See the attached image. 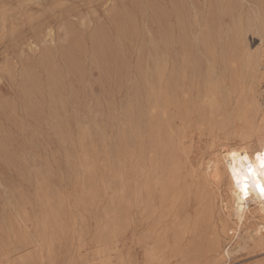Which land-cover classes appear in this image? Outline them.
<instances>
[{
	"label": "rangeland",
	"instance_id": "rangeland-1",
	"mask_svg": "<svg viewBox=\"0 0 264 264\" xmlns=\"http://www.w3.org/2000/svg\"><path fill=\"white\" fill-rule=\"evenodd\" d=\"M193 1L202 26L222 19L229 30L237 22V7L223 15L211 0ZM176 7V0H0V264H145L144 234L157 223L130 206L132 115L150 112L164 16L174 32ZM248 13L246 5L243 21ZM242 45L256 51L261 37L250 29ZM187 48L172 41V59L192 55ZM192 131L194 154H208L214 131L196 124ZM255 229L225 236L230 255L200 264H263L264 237L261 249L248 238L262 237Z\"/></svg>",
	"mask_w": 264,
	"mask_h": 264
},
{
	"label": "bare ground",
	"instance_id": "bare-ground-1",
	"mask_svg": "<svg viewBox=\"0 0 264 264\" xmlns=\"http://www.w3.org/2000/svg\"><path fill=\"white\" fill-rule=\"evenodd\" d=\"M176 5L174 32L169 12L164 16L160 83L157 93L149 87L150 112L143 120L136 110L132 115L130 206L157 223L144 234L145 264L229 256V248H222L225 236L233 239L251 223L262 237L248 232V238L255 249L263 247L264 0H211L213 13L238 8L229 30L222 19L202 26L193 0ZM250 29L261 37L256 51L242 45ZM172 41L193 56L177 51L172 59ZM194 124L215 133L208 154L196 156L188 144ZM229 135L238 141L229 143Z\"/></svg>",
	"mask_w": 264,
	"mask_h": 264
}]
</instances>
